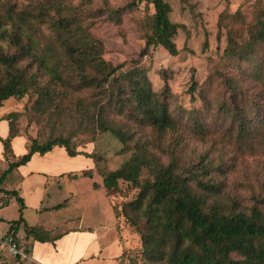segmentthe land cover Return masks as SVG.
<instances>
[{"label": "rangeland", "instance_id": "1", "mask_svg": "<svg viewBox=\"0 0 264 264\" xmlns=\"http://www.w3.org/2000/svg\"><path fill=\"white\" fill-rule=\"evenodd\" d=\"M47 1L1 0V4L10 2L15 10L22 11ZM60 1L83 21L86 32L101 43L105 61L112 66L123 64L121 72L135 65L146 71L151 89L164 100L174 126L158 131L129 115L116 116L112 112L110 117L133 136L126 148L109 134L86 132L75 134L72 140L78 151L100 156L99 162L83 156H67L68 160H60L58 165L50 157L35 158L29 167L33 173L15 188L23 198L25 221L53 229L60 220L72 222L82 218L84 224L93 226L99 238L98 247L90 248L95 255L80 264H148L141 253L139 236L124 216L125 210L132 216L128 204L137 198L140 190L120 181L114 191L106 193L98 174L118 169L138 148L160 164L175 162L178 169H195L200 179L219 183L221 192L236 198L241 208L260 206L264 211V91L255 81L254 67L224 53L228 37L234 42L233 49L249 41V30L255 25L257 14L264 10V0H165L171 9V21L181 26L174 38L175 56L160 46L150 47L141 54L153 14L148 0ZM133 1L137 5L130 7ZM115 10L120 11L117 22L110 17ZM40 31L45 37L50 35L46 25H41ZM1 48L9 54L14 52L5 42ZM255 54L261 55L264 71V44ZM28 63L26 59L19 67L26 70ZM6 72L0 68V84ZM28 72L33 69L29 67ZM230 82L238 84L243 94L231 96ZM36 98L33 92L20 99L9 98L2 103L0 113H17L14 125L24 139L43 141L50 135H66L71 124L67 114L57 115L54 108L38 109ZM65 100L64 106L69 107ZM229 105L238 109L240 118L246 117L255 124L262 122L261 138L254 137L247 144L236 140L232 132L235 123L231 124L224 112ZM5 126L1 120L0 138L6 132ZM20 139L18 136L11 146L13 154L19 155L24 150ZM6 167L0 159V174ZM58 169H64L55 172L58 180L65 171L79 175L89 169L92 178H77L73 183L63 175V180L57 183L49 173ZM138 180L141 184L151 180L148 168H141ZM18 181L12 175L4 185H16ZM65 200H68L65 208L52 210ZM18 209L14 198L0 206V237L7 233L10 222L18 219ZM70 229L73 228L60 227L58 233ZM0 264H16V259L4 252L0 254Z\"/></svg>", "mask_w": 264, "mask_h": 264}, {"label": "trees", "instance_id": "2", "mask_svg": "<svg viewBox=\"0 0 264 264\" xmlns=\"http://www.w3.org/2000/svg\"><path fill=\"white\" fill-rule=\"evenodd\" d=\"M148 2L153 14L141 54L150 47L160 46L175 56L174 38L181 26L171 21V9L165 0ZM136 5L135 1L129 4L130 7ZM119 12L115 10L110 14L116 22ZM82 23L60 0H48L42 6L22 11L15 10L10 2L2 5L0 0V68L7 70L0 84V107L9 98L20 99L33 92L38 109L54 108L57 115L65 112L71 122L66 135H50L43 141L25 139L26 152L15 156L11 141L19 135L14 125L17 113L0 117V121L8 124V136L0 138L1 160L7 165L0 174V206L7 205L10 198L19 205V217L10 222L4 236L12 237L25 255H30L34 242L53 243L67 233L51 237L48 230L40 225L30 226L23 218V199L18 189L15 190L22 181L18 168L30 162L34 154L44 156L58 147L68 157L83 156L97 163L100 156L96 158L95 154L78 151V145L72 140L75 134L86 132L109 134L126 148L133 136L110 117L112 112H116V116L129 115L158 131L174 126L164 100L151 89L146 71L135 65L121 72L123 64L112 66L105 61L101 43L86 32ZM41 25L47 26L49 36L41 34ZM249 33V41L236 49H233L232 38L228 37L224 53L254 67L255 81L264 91L262 57L255 54L264 44V10L257 14ZM2 42L8 43L14 52L9 54L2 50ZM26 59L29 63L24 70L19 63ZM29 67L33 72H28ZM229 85L231 96L243 94L238 84L230 82ZM68 96L71 99H66ZM63 100L69 107L64 106ZM247 101L252 102L249 98ZM224 112L229 115L230 123H235L232 132L237 141L247 144L254 137L261 138L262 122L255 124L246 117L240 118L233 105ZM129 158L118 169L98 174L106 193L114 191L120 181L140 190L137 198L128 204L132 216L126 210L124 216L138 234L141 253L148 264H264L263 208H241L236 198L221 192L219 183L200 179L195 169H178L175 162L160 164L139 148ZM142 167L148 168L151 174V180L144 184L138 180ZM12 175L19 178L18 183L4 185ZM63 175L72 182L77 178L91 179L92 170ZM67 204L65 200L52 210L65 208ZM19 230H23V238L17 236Z\"/></svg>", "mask_w": 264, "mask_h": 264}, {"label": "crops", "instance_id": "3", "mask_svg": "<svg viewBox=\"0 0 264 264\" xmlns=\"http://www.w3.org/2000/svg\"><path fill=\"white\" fill-rule=\"evenodd\" d=\"M2 115L3 113H0V117ZM5 124L7 127L5 126L6 132L4 135L1 136L2 139L8 136V124L6 121H5ZM18 136H20L21 138L20 141L23 142L24 150L19 155L14 154L15 156H21L26 152L25 139L21 135H18ZM17 137H15L11 141V146L13 145V142L15 141ZM2 152H3V149L0 143V159L2 158ZM38 157H40L39 159H43V158L46 159L47 157H50V159L56 162L58 165H59L60 160L61 161H65L66 159L68 160L65 151L62 148H58V147L53 148L52 151L48 152L44 156L34 154L30 162H28L25 166H21L18 168V173L22 177V180L29 177L33 173V171L30 170L29 167L33 163L35 158H38ZM63 170L64 169L62 170L58 169L53 172L50 171L49 173L50 178H54V180L57 183H59V181L63 180V176L61 175L66 174L67 172L65 171L59 174L58 177H61L59 180L56 179L55 172H61ZM18 193H19V190H18ZM76 220L72 222H65V221L60 220L56 222L55 228L46 229L50 232L51 237H55L61 234V233H58V230L60 227L73 228V229L68 230L67 233L63 234L61 237L56 239L53 243L51 242L40 243L37 241L34 242L30 248L31 250L30 255H26V258L24 259L14 258L16 259V264H80V262H82L84 259L94 256L95 253H92L93 250L90 248H93L94 245H97L98 247L97 243L99 241V238L96 235L95 230L93 229V226L84 224V221L82 220V218L80 220L79 219H76ZM30 226H34V225H30ZM42 227L44 228V226ZM17 236L19 238H23L24 232L21 233V230H19Z\"/></svg>", "mask_w": 264, "mask_h": 264}, {"label": "built area", "instance_id": "4", "mask_svg": "<svg viewBox=\"0 0 264 264\" xmlns=\"http://www.w3.org/2000/svg\"><path fill=\"white\" fill-rule=\"evenodd\" d=\"M6 252L9 256L14 258H26V255L18 249L14 240L10 236L0 237V254ZM125 264V263H118Z\"/></svg>", "mask_w": 264, "mask_h": 264}]
</instances>
